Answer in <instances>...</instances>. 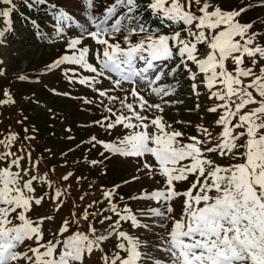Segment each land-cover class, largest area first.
Masks as SVG:
<instances>
[{
  "label": "snow or ice",
  "instance_id": "obj_1",
  "mask_svg": "<svg viewBox=\"0 0 264 264\" xmlns=\"http://www.w3.org/2000/svg\"><path fill=\"white\" fill-rule=\"evenodd\" d=\"M0 5L7 25L13 0ZM85 5L84 24L64 9L54 11L65 51L47 70L63 66L66 75L73 73L70 83L100 98L96 107L107 115L93 125L105 134L122 129L111 139L90 137V149L103 151L87 163L106 174L110 159L134 161L132 181L142 175L160 187L128 197L144 203L142 209L123 202L120 185H101L98 199L80 195L78 205L70 191L73 173L59 184L50 179L55 169L41 172L43 157L32 155L36 136L28 128L23 136L9 130L0 136V264H90L94 254L99 264H264V20L243 19L252 0L235 8L222 0H113L99 14H93L94 0ZM255 7L264 8V0ZM146 13L172 31L149 25ZM77 28L79 35H65ZM8 30L0 29V42ZM183 73L197 101L205 89V112L215 117L207 126L196 124L197 135L184 131L191 122L165 118L170 106L184 101L172 99L178 81H159ZM200 109L197 102L186 111ZM212 156L241 162L222 165ZM46 203L48 210L34 217ZM64 207L67 217L57 220ZM46 223L55 225L47 239ZM124 224L153 238L134 235Z\"/></svg>",
  "mask_w": 264,
  "mask_h": 264
},
{
  "label": "rangeland",
  "instance_id": "obj_2",
  "mask_svg": "<svg viewBox=\"0 0 264 264\" xmlns=\"http://www.w3.org/2000/svg\"><path fill=\"white\" fill-rule=\"evenodd\" d=\"M112 2L113 0H94L93 14L102 13L103 9ZM252 2L253 10L248 11L243 19L253 22L264 20V8L255 7L256 0H252ZM238 3H243V0H222L225 8H235ZM53 5L56 7L53 8ZM2 6L0 5V7ZM10 7H13L14 10L8 17V24L5 25L3 19L0 18V29L6 27L9 29L4 32L3 42H0V73H3L0 74V100L7 101L0 104V136L5 135L9 130L19 132L23 136V129L28 128V134L36 136V139L30 142L33 148V158L43 157L39 165L40 171L55 169L54 172H49V176L58 184L60 177L72 172L73 176L69 181L70 191L72 199H75L78 205L80 204L78 199L80 195L86 194L88 200L98 199L101 194V185L105 188L120 185L119 191L125 197L123 202L129 203L134 210L145 208L144 203L130 201L128 197L136 195L141 189L151 191L160 185L142 175L138 181H132V175H137L133 167L134 161L119 158L110 159L105 162L107 165L106 174L104 168L92 167L87 163L91 159H101L100 152L103 151L99 146L90 149L88 143L90 137L97 136L99 139L107 140L121 132L122 129L105 134L103 129L93 125V121L99 120L102 115H107L102 108L96 107L100 98L86 86L70 83L67 75L73 73L69 72L66 75L63 66L51 71H48L46 67L63 55L65 51L64 41L55 33L54 11L64 9L80 24H84L86 20L84 15L85 0H46L41 4H36L35 0H13V5ZM48 10L49 15L45 16L44 14ZM160 28L164 32L172 31L166 26L160 25ZM65 35H79V29L66 31ZM133 39L135 40L137 37H133ZM84 43H91V41L86 40ZM201 51H203L202 48ZM174 63V61L168 62V68L172 67ZM168 68L163 70L167 71ZM80 74L85 73L81 71ZM21 76L25 79H20ZM159 83L177 84V91L172 99H180L184 103L180 106H170L166 111L165 118L169 122L173 120L191 122L184 128L187 134L197 135L194 127L196 124L204 123L207 126L215 119L213 115L205 112V109L210 105L207 96L203 94L205 89L200 88L202 94L197 101L191 93V81H188L187 73L177 75L175 80L162 78ZM105 86L107 87V82ZM141 91H144L143 85ZM5 92L8 93L7 96H5ZM65 92L69 95H64ZM85 99L92 100L94 103L85 104ZM197 102L201 104L199 112L186 111V109L193 108ZM105 103H107L106 100ZM202 116L205 117L203 121L201 120ZM17 121H23V123H17ZM33 129L36 130L35 133H33ZM214 131L218 133L220 129L215 128ZM211 158L216 159L218 163H220L218 160H223L225 165L241 162L219 159L216 156ZM76 177H83V180L77 181ZM125 180L129 181L126 185L123 183ZM89 184H93L94 188L89 189ZM63 186L67 187L68 185ZM187 186L181 185V188ZM37 188L39 191L40 186L38 185ZM45 190L47 189L45 188ZM70 203L71 201H69ZM175 207L178 216L181 202L177 201ZM48 208L49 205L46 203L43 209H36L32 215L35 217L47 211ZM69 211V207H64L57 220L60 216L67 217ZM44 227L47 239L49 238L48 233L55 225L46 223ZM123 227L125 230H130L128 224H124ZM130 231L134 235L139 234L141 238L150 240L153 238L151 232ZM154 231L158 233L160 229L157 228ZM97 255L94 254L90 264L93 262L99 264Z\"/></svg>",
  "mask_w": 264,
  "mask_h": 264
},
{
  "label": "trees",
  "instance_id": "obj_3",
  "mask_svg": "<svg viewBox=\"0 0 264 264\" xmlns=\"http://www.w3.org/2000/svg\"><path fill=\"white\" fill-rule=\"evenodd\" d=\"M45 16L49 15V10L44 14ZM43 16V17H45ZM144 21L147 22L149 25H153L156 27H160V25L157 24V20L155 17H150L148 14H145L143 17ZM38 36L40 34H37ZM242 142V141H241ZM222 165H225V162L223 160H218ZM236 163V162H235Z\"/></svg>",
  "mask_w": 264,
  "mask_h": 264
}]
</instances>
